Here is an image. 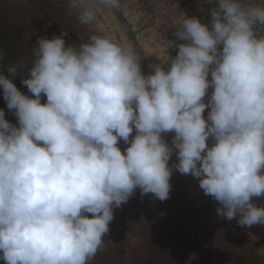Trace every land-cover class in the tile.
Here are the masks:
<instances>
[{
    "label": "clouds",
    "instance_id": "clouds-1",
    "mask_svg": "<svg viewBox=\"0 0 264 264\" xmlns=\"http://www.w3.org/2000/svg\"><path fill=\"white\" fill-rule=\"evenodd\" d=\"M209 3L207 22L177 17L174 56L142 55L91 28L70 44L62 28L34 33L30 65L0 71L18 120L0 109L4 264H89L105 248L114 209L137 189L167 200L174 171L198 179L221 220L264 225V205L253 200L264 197V0ZM67 7L81 25L97 19L96 0ZM147 56L156 62L146 75ZM18 75L31 95L14 83Z\"/></svg>",
    "mask_w": 264,
    "mask_h": 264
},
{
    "label": "rangeland",
    "instance_id": "rangeland-1",
    "mask_svg": "<svg viewBox=\"0 0 264 264\" xmlns=\"http://www.w3.org/2000/svg\"><path fill=\"white\" fill-rule=\"evenodd\" d=\"M96 2L97 19L89 26L79 23L77 14L67 7V0H0V52L3 53L0 63L4 69L17 61L30 65L35 34L51 37L60 34L62 28L68 31L66 41L70 44L78 45L81 37L86 39L91 28L117 41L131 43L137 52L138 45L142 55L155 52L163 58L170 52L174 56L176 49L169 50V47L178 29L177 17L187 13L207 22L206 15L212 6L209 0H119V7L114 8L105 7L99 0ZM200 4L203 6L199 7ZM259 31L264 32V27ZM153 62H156L155 56L142 59L145 74L143 63L148 66ZM15 80L21 88H26L19 75ZM5 104L0 101V107ZM208 111L205 110V116ZM172 135L166 134L165 139L169 142ZM120 146L122 150L127 147L123 141ZM175 161L174 154L169 164ZM171 184L170 196L165 201L154 199L152 194L141 197L137 189L127 203L114 209L110 231L104 238L105 248L89 264H149L152 256L156 258L155 245L161 257L159 264H199L197 253L207 252L213 257L218 247L229 250L227 264H264V225L242 227L237 224L238 217L221 220L216 212L218 202L204 195L198 179L191 175L174 171ZM253 200L264 205V197ZM113 223L116 224L113 226ZM120 227L126 231L113 237V229ZM125 233L131 236L126 238ZM137 236L142 243L137 241Z\"/></svg>",
    "mask_w": 264,
    "mask_h": 264
},
{
    "label": "crops",
    "instance_id": "crops-1",
    "mask_svg": "<svg viewBox=\"0 0 264 264\" xmlns=\"http://www.w3.org/2000/svg\"><path fill=\"white\" fill-rule=\"evenodd\" d=\"M125 234H126L125 235L126 238H128L129 236H131V233H125ZM136 239H137L138 242H141L142 243V240L140 239L139 236H137ZM197 248H199V244H198ZM228 248H229V246H228ZM216 250H217V252L216 253L214 252L213 257H211V254H209L207 252L204 253V254L197 253L198 256L196 258V261L200 262L199 264H208V262H211V264H212V262H213V264H227L228 261H229V256H228L229 250H226V248H224V247L223 248L222 247H218V248H216ZM214 251H215V249H214ZM200 256H204L203 259H199Z\"/></svg>",
    "mask_w": 264,
    "mask_h": 264
},
{
    "label": "trees",
    "instance_id": "trees-1",
    "mask_svg": "<svg viewBox=\"0 0 264 264\" xmlns=\"http://www.w3.org/2000/svg\"><path fill=\"white\" fill-rule=\"evenodd\" d=\"M0 60H1V58H0ZM5 69H4V67H3V64H1L0 63V71H4ZM16 79V77L14 78V83L17 85V87L18 88H20L21 89V91L22 92H24V93H28V90H27V88H21L20 86H19V84L17 83L18 81H16L15 80ZM30 94V93H29ZM0 101H4L5 102V100L3 99V90H2V88H0ZM46 101V97H44V98H42V102H45ZM0 109H3L4 111H5V116H6V119H8L10 122H12L13 124H17L18 123V120H17V117L14 115V113L12 112V111H10V110H8V108H7V105L5 104V106L4 107H0ZM151 216V215H150ZM120 219H121V217H119V221L118 222H120ZM121 221H122V219H121ZM114 222V221H113ZM116 222V221H115ZM117 222V223H118ZM116 223H113V226L115 225ZM123 232V231H126V228H122V227H120V229H116V228H114L113 229V237H115V234H116V236H118L119 234V232ZM151 262L149 263V264H158V260H155V259H151L150 260Z\"/></svg>",
    "mask_w": 264,
    "mask_h": 264
},
{
    "label": "flooded vegetation",
    "instance_id": "flooded-vegetation-1",
    "mask_svg": "<svg viewBox=\"0 0 264 264\" xmlns=\"http://www.w3.org/2000/svg\"><path fill=\"white\" fill-rule=\"evenodd\" d=\"M155 247V253H154V256L156 257V258H154L153 256L150 258V260L151 259H155V260H158V264L160 263V261H159V259L161 258L159 255V253H157V250H159V248H158V246H154ZM157 253V256L155 255ZM0 264H4V261L3 260H0ZM146 264H148V262H146Z\"/></svg>",
    "mask_w": 264,
    "mask_h": 264
},
{
    "label": "water",
    "instance_id": "water-1",
    "mask_svg": "<svg viewBox=\"0 0 264 264\" xmlns=\"http://www.w3.org/2000/svg\"><path fill=\"white\" fill-rule=\"evenodd\" d=\"M136 48H137L138 52L140 53L138 45H136ZM143 68H144L146 74H148L150 72L148 66H146L145 63H143ZM170 142H171V140L169 141V143Z\"/></svg>",
    "mask_w": 264,
    "mask_h": 264
}]
</instances>
